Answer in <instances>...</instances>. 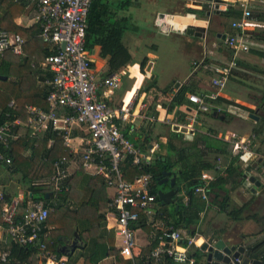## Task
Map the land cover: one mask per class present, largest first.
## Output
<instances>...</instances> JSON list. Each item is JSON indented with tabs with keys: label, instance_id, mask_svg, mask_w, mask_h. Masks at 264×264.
<instances>
[{
	"label": "crops",
	"instance_id": "0c3cea01",
	"mask_svg": "<svg viewBox=\"0 0 264 264\" xmlns=\"http://www.w3.org/2000/svg\"><path fill=\"white\" fill-rule=\"evenodd\" d=\"M21 1L23 0H0V22L3 23V29L8 30L11 25L26 29L25 32L18 33L22 35L26 41L23 54L17 55L11 50H8L4 52L3 55H0V59L9 57L13 62L9 75H0V77H2L0 79L17 83L21 92L35 95V97L29 99L31 101L30 103H26L24 117L18 118L22 124L18 125L15 130L18 136L17 138L29 135L30 138L33 137L35 139L36 147H39L41 143L45 144V146L50 149L54 146L55 139L49 138L46 143L45 138L49 130L55 132L52 128L48 127L35 137L32 135L30 128L25 125L27 120L26 107L28 105H35L46 110L51 108L47 98L45 100V106L46 104L47 106L42 107V99L45 89L48 95L49 89L45 80L51 78L52 73L42 65L45 60L43 57L44 50H49V47L40 40L38 34L28 36L30 32L39 25L34 6H30L26 3L24 10L20 14H14L10 10V3L20 4L19 2ZM110 1L114 2L117 8L120 7L118 10V15L120 17L130 19L126 32L129 31L137 35L140 33L141 27L137 22L139 19L143 18L142 15H140L142 12L150 15L149 19L152 26L159 31L165 34H170L171 31L176 32V34L183 39V44H186L187 49H189L191 53L190 66H192L194 61L201 60L211 66L225 67L228 66L234 57L237 59V67L233 70L235 72L228 78L222 89L216 88L212 84V80L217 78L218 74L205 67H200L195 72L192 70V73L190 74L189 72L185 81L179 82L181 83L179 88L184 84L193 85L195 94L198 95L205 96L217 93V98L215 100L209 99L208 101L210 110L199 112L197 106L189 102L186 105L175 107L169 111L167 105L173 99L179 88L175 86L176 84L172 85L168 82L161 83L158 75L154 73V62L152 59L156 58L154 53L158 51L156 44L146 45L149 52L146 56L144 55V57L141 58L140 62L136 60V56L132 54L129 46H127L133 56L134 62L128 65L123 71L113 74L108 73L110 69L109 58L100 57V47L96 46L91 50L94 61L93 67L97 71L100 79L112 75H119L121 78V85L118 89L108 92L107 95L103 94V99L106 102L112 106L118 107L125 101L124 99L127 93L131 92L133 89H137L136 92L138 93V97L135 103L136 114L132 117L134 121L133 125L136 129L130 132L135 133L137 137H140V135L145 136L146 134L151 137L146 147L143 148L139 146L142 149L148 150L156 143L160 145L157 153L154 154L152 164L158 155H163L164 157L171 156L173 159L177 158L174 151L171 152L165 146L168 142H171V144L173 142L175 146L182 145V147H186L187 154L193 155L195 159L216 163L221 158L223 163V168L221 170H218L215 166L213 170L204 171L202 173V175L204 173L213 175L216 179L219 171H222V173L226 172L228 163L218 149L216 150V148H214L210 150L205 148L202 142L203 136H207L214 140L216 139L218 141V148L225 149L230 156H237L236 142H239L241 138L249 137L252 133H258L257 139L254 145H252L254 156L251 161L244 165V171L239 182H229L225 184L223 189L216 190L215 188L213 192H210L209 189V200L203 199V197L195 193L193 189V194L196 197L195 201L200 205L201 211L189 228L179 227L177 229L184 235L195 238V244L191 248L190 254L196 259V264H204L201 246L205 242L213 239H223L227 245L244 243L252 252L251 258L253 260H259L261 264H264V171L261 168V160H264V104L261 105L264 94V40H255L256 44L251 46L248 52H239L237 56H234V51L225 45L221 36L235 32L236 28L233 27V23L238 19H228L220 16V14H212L211 17H209L207 15V9L203 7L201 0H131V5L124 9L121 6V1L125 0ZM251 8L252 11L255 12V15L260 12L264 14V0H251ZM188 9H195L198 11L204 10L205 13L204 15L195 14L189 12ZM131 10H135L136 13L132 14ZM125 12H129L130 14L126 15ZM163 19L166 23H162ZM256 20L261 24V28L256 30H264V21ZM174 21L182 24L174 23ZM190 29H192V32L189 31ZM203 29H205L206 32H203ZM197 33H203V36H198L196 35ZM209 34L214 36L212 37V40L214 39L212 45H209ZM125 35L126 33L124 37ZM128 42L135 45L133 37L129 38ZM210 47L215 49H209ZM144 61H146L145 67L142 69V63ZM25 63H29V66H26L27 64ZM147 74H150V78L147 77ZM154 78L157 80L158 97L155 101L151 100L149 104L155 106L158 114L157 116L146 114L147 107L149 106L146 101L149 94L144 92L145 88ZM166 89L169 90L165 92ZM7 96L10 95L7 93ZM151 97L153 98V96ZM219 97L223 100H219ZM14 102L12 98L8 105H14ZM141 103L145 104L143 109H141ZM1 111L2 107L0 106V113ZM58 112H61V110H58ZM250 114H255L259 117V120L250 118ZM143 115L146 116V118H143ZM142 126L145 127L144 131L140 130ZM188 126H193L194 130L187 131L186 129ZM175 131L180 132L182 139H176ZM55 133L58 134L57 132ZM234 133L236 134V138L232 137ZM71 136L72 140L70 141V146L66 145L62 138L65 146L69 149V154L71 147L77 150L78 153H81L85 145L84 140L89 139L88 132L75 129L71 132ZM182 140L184 141L182 142ZM33 153L34 150L28 148L23 154L25 157H30ZM78 161V158L75 160L74 158L71 159L68 169L70 175L80 169L77 166ZM228 161L230 162L231 159ZM127 162H131V168L135 167L132 161H129L128 157V159L122 163V169L125 177L132 180L138 174H129L126 166L127 164H125ZM177 170V167H175L167 171H171V178L176 176V185L174 187H179L178 201L169 204L161 203L158 191L162 189L167 192L174 187L171 186L170 181L160 185V180L158 179L159 189L157 192L154 191L158 195L156 214L148 215L143 211L139 212L140 216L145 214L147 222L144 223L146 227L138 226L135 229L137 237L135 259L137 261L146 262L150 258L152 249L155 246V237L162 228L175 226V222L172 218L163 220L157 216L159 210L161 211L160 203L162 206H166V209H170L173 206L178 208L181 203L183 205L188 204L190 196L186 190L185 183H181V185L178 186ZM84 172L87 173L86 171ZM247 172H249L251 176L256 177L257 181L253 183L247 181ZM20 181L21 174L19 170L15 168L14 165L10 167L0 161V190L4 193L7 200L13 199L22 203V201L27 198V207H29L34 203L32 200L33 194L29 192V197H27V185ZM105 185L108 202L101 201L99 203L98 215H103L104 221L99 225L97 224V226L98 229L100 231L102 230L104 233L102 237L103 241L107 242L111 238L114 239L115 250L109 257L103 258L97 264H124L121 258L124 260L130 258L125 257L121 252L122 238L117 235L115 229L109 227L116 225L115 214L109 207L115 191L108 186L106 181ZM68 191L69 198L72 201L71 209L74 213L77 212L78 215L84 217L87 204L84 203L81 206L75 205V203L81 200L83 192L75 187L69 188ZM50 193L48 198L53 194V192ZM241 208H244L242 218L237 220L234 218L235 215L233 211ZM21 209L24 210V207H21ZM253 215H257L260 220L254 219ZM93 218L96 220L98 217L94 215L91 219ZM1 222L2 221H0V240H7L8 234ZM51 227H53V231L55 226L51 225ZM99 230L97 233L95 231V234L92 235L96 240L100 239ZM49 238L46 239L48 240ZM61 239L58 252L48 251L66 258V264H68L70 256L75 259L80 257L74 264H94L91 260H87L82 256L84 254L91 255L94 252V244H86V241H88L87 234L81 233L76 222L72 224L71 237ZM42 243L43 242L39 243L41 251L39 263L46 264V258L41 250ZM169 260L171 259H168L167 264Z\"/></svg>",
	"mask_w": 264,
	"mask_h": 264
},
{
	"label": "built area",
	"instance_id": "2783aa9c",
	"mask_svg": "<svg viewBox=\"0 0 264 264\" xmlns=\"http://www.w3.org/2000/svg\"><path fill=\"white\" fill-rule=\"evenodd\" d=\"M34 6L40 27L39 37L49 47L50 54L42 65L48 69L52 76L45 80L49 92L47 101L49 110L35 105L26 107L27 120L25 125L30 128L33 136H38L43 130L52 128L70 146L71 132L75 129L87 131L89 139L84 140L85 145L81 153L71 147L70 157H63L55 162V173L44 183L50 184L54 191L62 189L61 183L70 175L69 164L72 158L77 159L78 168L92 175L102 176L108 186L114 189V195L109 207L115 214L116 230L122 238V254L133 260V264H167L168 259L176 264H196V259L190 254L195 244V238L184 235L173 226L164 227L156 235V245L152 249L150 258L146 262L137 261L135 248L137 237L134 225L140 220V211L148 215L156 214L158 195L153 190V175L143 172L154 160L160 145L154 144L145 150L129 141L124 133L127 125L134 128L132 117L136 114L135 103L138 93L135 92L129 103L125 101L118 107L110 105L103 99V94L118 89L121 85L119 75L99 78L93 67L91 51L86 47L88 29V16L93 0H24ZM220 10L230 6H239L243 9V16L233 23L238 31L227 34L225 45L234 51V56L239 52H248L256 44V39L251 31L261 28L260 22L253 18L251 0H225ZM216 3L211 6L212 12L216 10ZM162 23H166L162 20ZM25 39L18 33L0 29V55L11 50L14 54L22 55ZM65 44V46H64ZM234 59L225 67H216L194 61L192 70L195 72L200 67L213 70L218 74L212 80L216 88L222 89L231 72L237 67ZM150 78V74H147ZM191 103L197 106L199 112L210 110L208 103L217 98V93L209 95L189 94ZM145 104L141 103V109ZM61 110V112H58ZM143 118L146 116L143 115ZM22 124L17 118L7 120L0 124V143L8 147L16 139V126ZM187 131H193V126H188ZM236 138V134H232ZM257 135L252 133L249 137L241 138L237 144L238 163L244 165L252 160L254 145ZM131 157L133 165L141 171L132 180L125 177L122 163ZM0 161L6 165L12 164L11 157L1 153ZM264 171V160H261ZM216 168L221 170V158L216 163ZM246 180L251 175L247 172ZM215 176L204 173L201 183L194 188L195 193L203 199L209 200L210 184ZM4 193L0 190L1 221L6 225L5 230L10 239L21 246L34 245L43 239L49 238L53 227L48 223L51 209L43 203H33L26 209H21L18 200H12L9 209H5ZM41 250L46 258V264H66V258L48 251L46 244H41ZM7 253L0 255V264H5Z\"/></svg>",
	"mask_w": 264,
	"mask_h": 264
},
{
	"label": "trees",
	"instance_id": "16d2710c",
	"mask_svg": "<svg viewBox=\"0 0 264 264\" xmlns=\"http://www.w3.org/2000/svg\"><path fill=\"white\" fill-rule=\"evenodd\" d=\"M19 3L20 4L10 3V10L14 14H20L26 6V1L24 0ZM131 3V0L121 1V6L124 9L131 5ZM119 9L120 7L117 8L114 2H111L110 0H93L88 16L86 47L90 51L96 46L100 47V57L109 58L110 60L109 74L121 72L126 69L128 65H131L134 62L129 48L124 43V34L126 33V30H128L130 19L126 17H120L118 15ZM188 11L202 15L205 13L204 10L198 11L195 9H188ZM256 15L253 11V18L264 21L263 13H256ZM220 16L228 19L234 18L235 20H240L243 16V9L237 5L230 6L227 9L222 10L220 12ZM3 27V23L0 22V29H3ZM8 30L16 33L26 31V29L15 25H11ZM237 31L238 30L236 29L235 32L230 34H235ZM39 33L40 27L38 25V27L33 29V31L30 32L28 36L38 34L39 37ZM251 34L256 40H264V30L251 31ZM44 51L43 57L46 58L51 52L48 49H45ZM145 63L146 61L142 63V69H144ZM12 64L13 62L9 57L0 59V75L8 76ZM25 64H27L26 66H29V63ZM233 72L235 71L231 72V76L233 75ZM168 90L169 89H166L165 92ZM157 91V80L154 78L144 90L145 93L149 94L146 101L148 104L151 100L155 101V99H157ZM7 93L10 96H7ZM193 93L195 94L193 85L184 84L178 89L173 99L167 105L169 111L175 107L188 104L190 100L187 95ZM43 94L42 107H46V89L44 90ZM151 96H153V98ZM31 97H35V95L21 92L17 83L0 79V106L2 107V111L0 113V124L7 120L13 121L19 117H24L26 103L28 104L31 102L29 100ZM12 98L15 101L14 105L12 104L9 106V101ZM219 100L223 99L219 97ZM146 114L155 116L158 115L155 106L151 104H149L147 107ZM127 126L130 127H127L124 130L126 138L137 146H141L143 148L146 147L151 137L147 134L145 136L140 135V137H137L135 133L130 132L131 125ZM140 130L144 131L145 127L142 126ZM175 132V137H177L176 139H182L180 132ZM255 134L258 135L256 132ZM32 138L33 137L30 138L28 135L26 137L14 139L11 141L8 147H5L0 143V152L11 157L12 164L7 166L11 167L14 165L15 168L19 170L21 174L20 182L26 184L28 188L27 197H29V192H31L33 194L32 200L34 203H43L45 206L50 207L51 209L48 223L50 225H54L55 229L52 231L48 240L43 239L40 242L45 243L48 250L52 252H58V247L60 246L62 240L61 238L71 237L72 224L76 222L77 226L81 230V233L87 234L88 241H86V244H94V252L91 255L84 254L82 256H84L87 260H91L94 264H97L103 258L109 257L115 250L114 239L111 238L107 242L103 241L102 237L104 236V233L102 230L100 231L97 226V224L99 225L102 221H104V216L101 214L98 215L99 203L101 201L108 202L104 178L99 175L85 173L84 169L80 168L77 172L68 176L64 181H62V189L60 191H54V188L50 184L44 183V181L52 177V175L55 173L56 161L63 157H70L69 149L65 146L62 137L50 130L48 131V134L45 138L46 143L49 138L55 139L54 146L50 149L45 146V144L41 143L39 147H36L35 139ZM183 141L184 140H182V142ZM202 142L206 149H218L219 152L225 157V161L228 163L226 172L222 173V171H219L217 178L211 183L210 192H213L215 188L216 190L223 189L225 184L229 182L238 183L244 171V169L241 168V165L237 163L239 157L230 156L225 149L218 148V141L216 139L214 140L207 136H203ZM165 146L171 152L174 151V153L177 155V158L173 159L171 156L164 157L163 155H158L154 163L148 165L143 172H150L153 175V187L154 191L157 192L159 189L158 177L162 175L165 169L170 170L171 168L177 167L178 186H180L181 183H185L186 190L190 196L188 204L183 205L181 203L178 208L173 206L170 209H166L167 207L162 206L160 203L161 211L159 210L157 216L163 220L172 218V220L175 222L174 228L176 229L179 227L189 228L201 211L200 205H198L195 201L196 197L193 194V189L201 183L202 173L204 171L213 170L217 162L210 163L204 160L195 159L193 155L187 154L186 147H182V145L175 146L173 142L172 144L171 142H168ZM28 148L33 149L34 153L30 157H25L23 153ZM230 159L231 161L229 162L228 160ZM129 161H131V157H129ZM125 164H127L126 166L129 174L135 175L141 173V171L136 167L131 168V162H127ZM72 187L79 188L83 192L81 200L78 203H75V205L81 206L84 203L87 204L84 217L82 215H78L77 212L74 213L71 209L72 201L69 198L68 190ZM50 192H53V194L47 198L46 196ZM26 199L27 198H25L21 203V207H24V209L27 208ZM2 203L3 202H1L0 206V221ZM243 211L244 208L234 210V218L237 220L241 219ZM94 215L98 217L96 220L94 218L91 219ZM253 218L260 220L257 215H253ZM145 222H147V218L145 217V214H142L140 216L139 222L133 226L134 229H136L138 226L146 227L144 224ZM2 225L6 227L4 223H2ZM98 230L100 231V239L96 240V238L92 235L95 234V231L97 233ZM40 242L34 245L21 246L10 239L9 236H7V240H0V254H8L5 264H40ZM78 258L75 259L70 256L68 264H74ZM121 261L124 264H132V260L130 259L124 260L121 258ZM168 264H174L173 260H169Z\"/></svg>",
	"mask_w": 264,
	"mask_h": 264
},
{
	"label": "rangeland",
	"instance_id": "374dc122",
	"mask_svg": "<svg viewBox=\"0 0 264 264\" xmlns=\"http://www.w3.org/2000/svg\"><path fill=\"white\" fill-rule=\"evenodd\" d=\"M131 13L135 14L136 11L131 10ZM128 14L130 13L127 12L126 15ZM140 15L143 17L137 22L141 27L140 33L137 35L128 31L124 37L126 45L129 46L132 54L136 56V60L140 62L141 58L148 54L149 50L146 48V45L156 44L158 51L154 53L156 58L152 59L154 62L153 71L158 75L161 83L168 82L175 85L176 83L185 81L189 72L190 74L192 73V66L189 64L191 53L187 49L186 44H183V39L174 31H171L170 34H165L154 28L148 13L142 12ZM209 35V45H212V41L214 40H212V37L214 36ZM132 37L135 45L128 42V39ZM209 49L215 48L210 47Z\"/></svg>",
	"mask_w": 264,
	"mask_h": 264
},
{
	"label": "water",
	"instance_id": "95a60500",
	"mask_svg": "<svg viewBox=\"0 0 264 264\" xmlns=\"http://www.w3.org/2000/svg\"><path fill=\"white\" fill-rule=\"evenodd\" d=\"M203 3V7L207 9V15L211 17L212 14H220V6L225 3V0H201ZM213 3H216V10L212 12L211 6ZM192 28V27H191ZM193 29V28H192ZM192 29L189 31L192 32ZM206 32L205 29L202 30ZM198 36H203V33H197ZM220 36V35H219ZM223 40L226 39V35L221 36ZM65 46V44H64ZM2 78V77H0ZM5 78V77H4ZM176 87H180L181 83H176ZM264 104V95L262 99L261 105ZM260 105V106H261ZM264 108V105H263ZM250 118H254L259 120V117L255 114H250ZM171 171L165 170L162 175L158 178L159 184H164L165 182H169L172 187L176 185V176L170 177ZM249 181L256 182L257 179L254 176H251ZM178 192L179 187H174L170 191H163L160 189L158 191L159 199L162 204H169L178 201ZM51 193L47 194V198ZM201 250L203 252L202 259L204 264H261L259 260H253L251 258V250H249L244 243L227 245V243L223 239H213L208 242H205L201 246Z\"/></svg>",
	"mask_w": 264,
	"mask_h": 264
},
{
	"label": "bare ground",
	"instance_id": "6f19581e",
	"mask_svg": "<svg viewBox=\"0 0 264 264\" xmlns=\"http://www.w3.org/2000/svg\"><path fill=\"white\" fill-rule=\"evenodd\" d=\"M168 22H170V21H168ZM172 22V21H171ZM174 23H177V24H182V23H179V22H175L174 21ZM184 25V24H183ZM137 91V89H133L131 92H129V93H127L126 94V96H125V102L126 103H129L130 101H131V99H132V97L134 96V94H135V92ZM5 197V196H4ZM5 209H9V207H10V204H11V202H12V200L13 199H11V200H7L6 199V197H5Z\"/></svg>",
	"mask_w": 264,
	"mask_h": 264
}]
</instances>
